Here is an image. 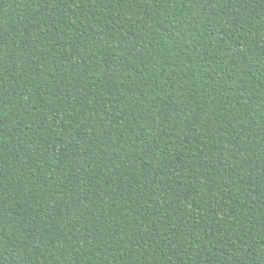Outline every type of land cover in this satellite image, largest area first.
I'll use <instances>...</instances> for the list:
<instances>
[{"label": "trees", "instance_id": "16d2710c", "mask_svg": "<svg viewBox=\"0 0 264 264\" xmlns=\"http://www.w3.org/2000/svg\"><path fill=\"white\" fill-rule=\"evenodd\" d=\"M0 264H264V0H0Z\"/></svg>", "mask_w": 264, "mask_h": 264}]
</instances>
